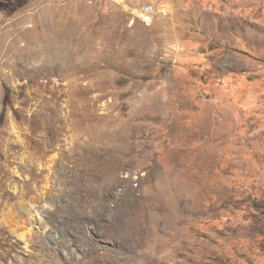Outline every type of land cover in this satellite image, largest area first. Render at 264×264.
<instances>
[{
    "label": "rangeland",
    "instance_id": "1",
    "mask_svg": "<svg viewBox=\"0 0 264 264\" xmlns=\"http://www.w3.org/2000/svg\"><path fill=\"white\" fill-rule=\"evenodd\" d=\"M0 264H264V0H0Z\"/></svg>",
    "mask_w": 264,
    "mask_h": 264
},
{
    "label": "bare ground",
    "instance_id": "2",
    "mask_svg": "<svg viewBox=\"0 0 264 264\" xmlns=\"http://www.w3.org/2000/svg\"><path fill=\"white\" fill-rule=\"evenodd\" d=\"M115 1H117V2H119V3H122V2H124L125 0H115ZM136 13H137L138 15H140L141 17H144V18H145V15L142 14L141 12L136 11Z\"/></svg>",
    "mask_w": 264,
    "mask_h": 264
}]
</instances>
